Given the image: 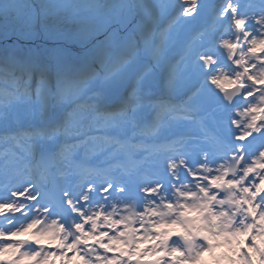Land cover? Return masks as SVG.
<instances>
[{
	"label": "rangeland",
	"instance_id": "obj_1",
	"mask_svg": "<svg viewBox=\"0 0 264 264\" xmlns=\"http://www.w3.org/2000/svg\"><path fill=\"white\" fill-rule=\"evenodd\" d=\"M32 2L41 7L43 0H0V17L7 25L5 28L0 26V68L10 65L17 69V79L8 76L11 81L4 80L0 82V126L22 118L26 122L35 120L37 123L44 124L49 118H52L53 111L56 112L58 109L57 113H59L64 102L62 99L56 100L58 97L57 80L58 73L63 70L69 71V77L61 87L68 91L71 86L76 94L86 96L87 103L90 105L89 108L82 109L83 105L78 109L71 118L77 120L76 116H80L81 113L87 110L96 109L100 103L111 97L120 98L119 101L125 104V107H129L132 112L137 113L135 110L133 111V108L136 107L138 102L143 106L142 98L140 96L136 97V94H142V85L147 83L150 90L156 85H162L165 88L167 87L170 93L176 92L183 89L189 80L195 86L197 75L209 68L200 59L201 56L209 54H200L203 46L200 44L201 40H198V35L197 37L188 35L189 29L193 26L192 22L195 14L187 16L182 12L176 23H170V19L173 17V15H170V11L182 10L183 0H67L71 3H96L101 7L80 8L75 13V17L81 23L67 22L72 19L71 10L64 14V20H59L58 26L68 34L75 35L76 38L75 43L64 44L62 47L63 52L60 53H58V47L49 53L27 50L29 45H34L29 43H32L33 37L36 36L35 30L42 33L41 26L43 24L39 25V22L34 27L35 33L28 31L24 36L30 42L22 41L20 45H12L11 47L8 45V41L11 40V29L8 26L15 25L14 22L21 13L24 4ZM53 2H59V0H53ZM198 2L199 0H197ZM236 2L241 6L240 1L236 0ZM114 4L119 7H111ZM161 5L167 6L159 7ZM170 5L173 7L168 10ZM253 8L255 6H250L242 12L246 13L248 17L257 16L259 18L257 15L258 10L255 8L256 10L252 11ZM4 17H9V20L5 21ZM252 22L254 21L249 20V25ZM181 24H189V28L187 32L180 36L177 33V28ZM133 29L135 30L133 31ZM84 32L88 33L89 37L84 38L81 35ZM130 32V39L125 40ZM80 35L82 38L78 39ZM6 38L7 42L4 41ZM96 45L107 48L111 53L109 57L105 58L103 67L93 57L87 55ZM244 47L246 50L247 46L244 45ZM129 51L134 54L129 58L128 63H118L120 57ZM185 59H189L191 64L185 62L182 65ZM246 59L248 61V71L252 75V64L257 65L259 61L250 56ZM77 61H83L86 64L83 68H77ZM196 61L197 67L194 65ZM172 65H177L174 70L180 72L181 77L172 78L168 76L167 71L172 68ZM53 70L55 75L51 74ZM142 71V77L138 80L134 78ZM25 73L26 78L23 79ZM3 75L0 73V76ZM38 76L40 77L39 83L36 81ZM187 76H189V80ZM42 78L46 81L47 91L50 94L48 102L53 104V106L47 107V110L43 109L44 89L41 87ZM219 89L209 79L203 86L199 87L200 97L198 99L194 98V100L201 104L212 102L215 93ZM22 102L26 105L24 110L19 108ZM258 103L259 99L255 105L257 106ZM250 105L253 106L254 104ZM235 111L239 113L241 109L238 108ZM123 113L120 112L117 116H121ZM164 116L169 117L168 114ZM56 118L60 119L59 115ZM85 121L87 123L88 119ZM120 123L118 122V125ZM190 132L194 134V130ZM195 140L194 137L189 139L190 142ZM192 154L193 152L190 155ZM18 227L23 226L14 222L6 225L9 230ZM201 258L195 260L192 264H201ZM208 258L211 264L219 263V259H216L212 254ZM26 264L33 263L26 261ZM225 264H230V262L228 261ZM261 264H264V257L261 258Z\"/></svg>",
	"mask_w": 264,
	"mask_h": 264
},
{
	"label": "snow or ice",
	"instance_id": "obj_2",
	"mask_svg": "<svg viewBox=\"0 0 264 264\" xmlns=\"http://www.w3.org/2000/svg\"><path fill=\"white\" fill-rule=\"evenodd\" d=\"M167 5H161L159 7H166ZM94 8L101 7V5L96 3H71L67 0H59V2H53V0H43L41 3V11L45 15H51L54 19L64 20V14L71 10L72 19L67 22L81 23L80 20L76 19L75 13L79 11L80 8ZM111 7H119L118 5H112ZM241 6L236 0H225V4L220 11L221 17H226L231 26L236 30V35L234 39L223 40V47L227 50L229 58H234L233 63L238 65L243 71H238L235 74V80L229 79L227 76H216L213 77L212 83L217 87L225 90V84H238L239 87L237 91L244 89V78L253 81L247 89L248 95H253L255 90L256 82L264 83V60L257 53H264V0H260V8L257 16L248 17L246 13L242 12ZM182 12L184 15L191 16L198 12L197 0H183ZM249 20L254 21L253 24L249 25ZM35 23L34 19H29L26 25L33 26ZM259 26V27H257ZM139 27V26H137ZM135 29H133L134 31ZM131 37V32L125 40H129ZM243 42V44H242ZM244 45H246V50ZM239 53V55H237ZM134 53L129 51L122 55L118 63H128L129 58ZM87 55L93 57L97 62L104 66L105 58L111 55L107 48L96 45L92 50L87 53ZM253 57L255 60L260 61V72L256 74H249L248 71V61L247 57ZM206 66H211L216 63L212 56L203 55L200 57ZM252 67L255 68L256 64L253 63ZM0 73H4L8 76H12L17 79L16 73L17 69L13 66L6 65L0 68ZM95 75V73H93ZM69 71L63 70L58 73L57 80V95L60 98H65L66 92L61 85L68 79ZM41 87L44 89L43 92V109L47 110L49 93L47 91V83L42 78ZM262 92L260 99L264 101V90ZM231 96V94H228ZM264 112L259 106L253 105L248 107L241 115L245 117L244 120L234 121L237 128L239 129L238 140L240 144L236 149V154L231 157L233 167L228 169L229 172H242L244 173L243 181H247L255 177L260 181L258 184V191L264 192V149H261L257 153L252 154L250 157L245 148L244 141H247L249 137H254V134H258L261 138H264V116L259 115V113ZM180 163H185L181 160ZM176 162H171L170 167L175 169L177 167ZM15 197V200L10 202L0 203V215H6L7 213H18L22 212L27 205L24 203H19L20 198H24L29 201H34L37 199L33 191L25 189L22 192H13L11 194ZM66 203L71 206L73 211L80 212L81 216H88L84 211H80L79 201L74 200L71 193L65 194ZM84 202L88 200V196H82ZM47 212V209H44ZM103 216V211L100 214H95L94 216H88L85 224L76 226V231L79 233L75 243L69 244L67 236L71 233H66V229L59 222H54L52 225L46 223V219H35L23 227L14 228L11 231L0 230V240L6 239L8 242L0 243V264H26V261H32L34 264H50V262L55 258L63 261V264H73L74 259H78L79 264H93V260L88 258L86 255H81L84 251L80 245L98 244L99 248L105 250V253H113L111 259L97 254L96 261L99 264H122V257L128 256L129 252L126 246L131 244L133 240L132 232L125 231L120 233L119 236H112L110 233H101L97 235L100 228L103 226H110L111 221L108 225H101L99 223L100 218ZM87 223L92 224V230H87ZM22 234H31L34 238V243L39 246L36 251L25 250V244L29 243L28 240L16 239ZM125 237L127 239H125ZM107 239L109 242L104 243ZM44 242H47L50 246L55 247L56 251H45ZM257 243H260V239L257 238ZM245 246H247L245 244ZM144 245H139L134 252L131 254V259H138V255L141 253V249ZM99 250V249H98ZM235 254L239 255L240 248H235ZM250 252L254 253V249L249 248ZM75 252V255H69V253ZM146 258L158 259L155 256H147Z\"/></svg>",
	"mask_w": 264,
	"mask_h": 264
},
{
	"label": "trees",
	"instance_id": "obj_3",
	"mask_svg": "<svg viewBox=\"0 0 264 264\" xmlns=\"http://www.w3.org/2000/svg\"><path fill=\"white\" fill-rule=\"evenodd\" d=\"M29 19H34L35 23L33 26L26 25V22ZM4 20L8 21L9 17L8 18L4 17ZM37 22H39V25L43 24L41 26L42 33L40 31L35 30L36 36L33 37L32 43H29V44H34L35 46L29 45L27 48L29 51L50 52L51 47L54 46L53 48L58 47L59 51L63 52L62 47L64 44L66 45L69 44L70 42L75 43L74 42L76 38L75 35H71L68 34L66 31H63L61 27L58 26L59 20L54 19L50 14L45 15L41 11L40 5L35 4L33 2L24 4L21 13L17 16L14 22L15 25L11 24L8 26L11 29V35H10L11 40L8 41L6 38L5 42L8 41V45H16V46L20 45V42L22 41L28 42L29 39H27V37L24 36L28 31L34 32L35 29L34 27L36 26ZM0 26L4 28L7 26L5 25V22L3 21L2 17H0ZM81 35L89 36V34L85 32L82 33ZM81 35L78 37V39L82 38Z\"/></svg>",
	"mask_w": 264,
	"mask_h": 264
},
{
	"label": "bare ground",
	"instance_id": "obj_4",
	"mask_svg": "<svg viewBox=\"0 0 264 264\" xmlns=\"http://www.w3.org/2000/svg\"><path fill=\"white\" fill-rule=\"evenodd\" d=\"M171 7H173L172 5H170V6H168V10H170V8ZM160 10V9H159ZM162 12V11H161ZM159 14V13H158ZM182 14V10L180 9V10H177L176 11V13L175 14H173V17H171V19H170V23H176L177 21H178V19H179V16ZM84 64H86L85 62H83V61H77L76 62V67L77 68H83V66H84ZM199 64V63H198ZM177 67V65H172V68H169L168 69V76L169 77H172V78H177L178 76H180L181 77V75H180V72H176L174 69ZM259 67H260V65L258 64V65H256V67L255 68H253L252 67V70H251V72H252V74H256V73H259ZM220 69H221V65L219 64L215 69H213L211 72H210V74L212 75L211 76V80L213 79V77H216V76H221V71H220ZM41 71V70H40ZM144 71V70H143ZM143 71L142 72H139V74H137L136 76H134V78H137V80L140 78V77H142L143 76ZM213 71H215V72H213ZM42 72H43V70H42ZM213 72V73H212ZM24 79L26 78V73L24 74ZM21 83H22V81H21ZM160 88H161V86H160ZM197 93H200V90H197L196 91ZM139 96H141V93H138V94H136V97H139ZM59 98L57 97V99L56 100H58ZM256 100V96H252V100H251V102H252V104L254 103V101ZM50 106H53V104L51 103V102H48V104H47V107H50ZM245 106V108L244 109H242V112L241 113H243L248 107H250L251 105L249 104V105H244ZM90 107V105L88 104V103H86L83 107H82V109H84V108H89ZM19 108L20 109H22V110H24L25 108H26V105H25V103L24 102H22L21 104H20V106H19ZM139 107H135V111L138 109ZM77 109H79V108H77ZM57 111H58V109H57ZM53 112H55V111H53ZM241 113H238L237 115H236V117L238 118L237 120H244L245 119V117H243L242 115H241ZM87 114H89V112L87 113ZM76 118H79L78 116H76ZM33 123L34 122H30L29 123V125H33ZM70 123V122H69ZM67 125H69V124H67ZM60 126L58 125V128H59ZM234 130L236 131V130H239L238 128H237V126L235 125L234 126ZM54 132H52V137L54 136V134H53ZM33 135V138L32 137H30V138H27V136H24V139H25V141L27 142H30V143H37L39 140H43L44 142L47 140L46 139V137L45 136H43L42 135V137H44V138H42V137H37L35 134H32ZM57 138V136H55L54 138H52V139H56ZM96 140L95 139H90V142H95ZM192 146L193 145H190V144H187V147H188V149H192ZM167 211H168V213H169V211H170V213H172V209H170L169 210V208L167 209ZM169 215V214H168ZM206 259V258H205ZM208 258L206 259V263H204V264H210V261L208 260ZM220 261H222V263L223 264H225V263H227L228 261H227V258H225V257H221L220 258Z\"/></svg>",
	"mask_w": 264,
	"mask_h": 264
}]
</instances>
